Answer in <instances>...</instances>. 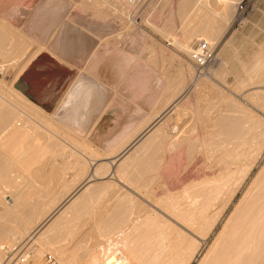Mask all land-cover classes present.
<instances>
[{"label": "bare ground", "instance_id": "obj_1", "mask_svg": "<svg viewBox=\"0 0 264 264\" xmlns=\"http://www.w3.org/2000/svg\"><path fill=\"white\" fill-rule=\"evenodd\" d=\"M238 1L225 0L219 5L216 0L217 5L212 0H171L167 12L183 21L180 36L174 38L178 40L176 46L191 58L192 39L204 38L210 45L221 37L225 23L235 15ZM141 2L135 5L136 11L138 5L144 6ZM133 7L124 0H0V264L4 247L9 251L26 241L39 243L40 249H50L58 257L72 258L70 264L76 263L82 260L81 249L69 252L60 244L71 240L80 224L85 226L89 221L91 231L84 237L95 241L93 247L84 244L82 250L90 262L85 259L83 264H264V119L251 110V104L245 103L247 94L243 93L249 87L248 102L264 108V53L256 55L253 64L247 66L245 78L236 81V87L233 85L235 91L226 87L225 93L203 75L195 76L199 68L182 56L178 72L186 73L187 78L193 74V79L180 78L179 83L176 78L180 75L174 81L162 79L164 76L159 77L154 71L156 60L148 57L146 63L142 58L155 48L162 55V43L148 40L153 37L150 34L143 39L140 36L141 40L138 35L139 42H134L141 55L136 63L128 53L135 71L129 84L133 98L147 99L154 114L141 115L144 118L135 123L142 127L138 132L136 127L129 128L118 138L109 139L113 143L108 152L89 140L90 129L118 99L113 93L106 103L103 94L107 92L94 81L99 79L81 76L85 74L83 67L96 71L104 55L114 50L118 53L115 46H110L114 42L110 36L114 33L113 17L120 14L126 22ZM133 10L130 13L134 17ZM159 14L156 15L160 17ZM159 17L152 18L150 25L155 27L162 19ZM162 23L167 25V21ZM120 26L116 30H123V24ZM171 31L165 34L168 36ZM102 38L107 41L104 50L99 45ZM76 46H87L89 54L76 56L78 52L71 49ZM98 46L102 53L97 51ZM122 50L121 54L125 49ZM126 56L123 59L128 60ZM41 58H46L42 63L48 70V85L57 74L69 77L71 70L76 72L51 112L14 89L23 73ZM156 84L157 97L150 94ZM210 86L218 93L214 97V92V98L207 97L210 90L206 97L202 95ZM94 109L101 110L95 120L85 118ZM75 112L80 118L84 116L83 124L74 122ZM188 116H192L189 121ZM200 154L208 162L209 175L192 176L194 180L180 186L179 193L172 191L169 197L166 195L168 199L158 197L151 202L169 208L138 212L135 206L147 202L136 192L141 191L139 188L145 186L146 194H150L159 185H166L159 183L181 178L185 167ZM138 181H143L140 187L136 183V189L134 184L131 186ZM50 188L61 192L55 196L54 189L47 194ZM113 191L119 193L113 201L103 200L105 194L112 195ZM6 197L12 200L10 207L5 203ZM165 211L175 225L160 214ZM62 228L59 243L55 238Z\"/></svg>", "mask_w": 264, "mask_h": 264}, {"label": "rangeland", "instance_id": "obj_2", "mask_svg": "<svg viewBox=\"0 0 264 264\" xmlns=\"http://www.w3.org/2000/svg\"><path fill=\"white\" fill-rule=\"evenodd\" d=\"M141 1H143L144 6L142 4H141V7H140V5H138L139 7L137 6L138 9H139L137 11H140V9H141V12H137L135 10L136 6H134L133 9L135 11L132 8L130 9V11L133 10V15H134V17H133L132 16V12L130 13V11L128 9L129 13H127V15L129 14V16L126 15L127 16L126 17V19H127L126 22H123L120 14H117L116 16L114 15L115 19L113 17V24H114L115 27L113 26V29H114L113 32L114 33L111 34L110 36L112 37L111 41H114V42L110 41L111 44H112L110 46H115L119 51L117 53L114 50V51H111V53L106 54V56L105 55H104V57L102 56L103 57L102 61L105 60V59L113 60V62L115 64V68H113L111 66H108V67L100 66L96 71H92L88 66H84V64L81 65V63H78L81 67L84 66L83 69L85 71V74H82L81 76H83V77H89L90 76L91 77L93 75V77L94 76L97 77L104 84L103 85L104 87L102 86V88L107 92V94H103L104 95L103 97L105 98V100L106 99L110 100L113 97V95H115V93H117L116 98L118 100L115 103H113L111 106H109L106 109V111L103 114V116H101L102 118L100 117L98 119V121L93 125V127L90 129V131H92V133L88 137L89 140L92 142V144L95 147L99 148L100 150H102L104 152H108V151L112 150V149H110L109 144L113 143L111 141H112V139L115 136H116V138H118L119 136H121V134L123 135V132H120L122 129H125V128L129 129L131 127L132 128L136 127L135 131L138 132L142 127L136 125L135 124L136 121L139 120L140 117H142L143 115H144V117H146V116H151L152 113L154 114V109L151 106H149V104H148L149 102L147 101V99H136L135 100V98H133L134 92L130 88V84H129V80L134 76L135 71H134V68H133L134 64L129 62V58L128 57L130 55L131 57L135 58V61L133 63H136L138 58H139V56L141 55L140 54V52H141L140 50L141 49L139 48L138 45L136 46V44H135L136 41L139 42L138 37L141 40L140 36H142V39H143V36H144V38H147L149 36L148 34H150V36L151 37L153 36V37H152V39L150 37H149L150 39L147 38L148 40H153L154 39V41H155L157 39L158 40V44L162 43V44H160L162 46L161 48H162L163 51H165L162 55H160V53H159V48H155L154 50H152L154 52H151V50H150L149 52L147 51V52H145L142 55V58L144 59V61L146 63L148 62V57L151 58V59L154 58V60H156L155 64H158L159 67L157 68L158 65H156L155 66L156 69L154 68V71H157L155 73L159 77H161V76L163 77L164 76L162 79H169L170 78L172 81H174V79L180 75V72H179V75H178V73L176 71L179 68V66H178L179 65V59L174 58V57L172 58L171 57L172 54L173 55L175 54V55H178V56L180 55L184 59H188V62L190 63V65H193V63L191 62L190 58L186 54H184L183 51L180 48H178L176 46V41L178 43V40L175 41V39H178V37L181 34L180 31L182 32V29H181L182 25L181 24H182L183 21L181 20V17H179L178 15H175V13L172 14V13H168L167 12L168 11L167 8L170 7V5H171L170 4L171 0H145V2H144V0H141ZM141 1H140V3H142ZM209 1H211V0H209ZM219 1H220L219 5H223L222 2H224L225 0H217V2H219ZM212 2H216V0H212ZM145 5H147V7ZM217 5H218V3H217ZM236 6H237V10L235 12V15H233L232 19L230 18L228 23L227 22L225 23V29H224L221 37H219L215 41H213L214 43L212 42L211 43L212 45L210 44L211 48L214 49V56H215L214 64L211 65L210 67H208L205 70L199 69L198 71H200V72H196L197 75L195 74V76H199V77H203L204 76V78H208V80H210L212 85H215V87L217 86V89H222V91H224V92H225V90H227L228 87H229L228 89H230V90L234 89L236 87L235 84H237L236 81L237 82L238 81H242L245 78V76H246L245 71H247L246 70L247 66L253 64L256 55H260V54L264 53V51H262V50H264V0H240V1H238L236 3ZM142 7H146V8L144 9ZM173 7L175 8L176 4H173ZM154 10H156V11H154ZM157 10L159 11L160 14L157 12ZM151 11H154V13H151ZM134 13H136V14H134ZM151 14L153 15L152 16L153 19L154 18H158L159 16H157V15L159 14L160 15L159 18H161V17H162V19L164 18L163 21L164 22L167 21V23H166L167 25L164 26L163 23H162L163 21L161 22V20H162L161 19L160 22L162 24L159 21H158L159 23H157L156 25L154 24L155 27H157V28H155L154 26H151L153 24V20L151 22L152 18H150V17H149V19L146 18L148 16H151ZM118 16L121 18L122 21H120V18ZM130 16H132V17H130ZM191 17H192V15H191ZM171 18L173 20H171ZM178 18H180V19H178ZM128 20H129V22L131 21L132 24H131V22L129 23ZM147 20H148V22H147V24H145ZM169 20H171V21H169ZM117 21H118V23L121 22L123 24V27H122V24L121 23L118 24ZM135 21H136V23H135ZM172 21H173V23H175V25H174L175 27L173 26ZM149 22L151 23V25H150ZM125 23L127 25V28H125V26H126ZM115 24L118 25V26L116 27ZM119 25H121L120 28L122 27L123 30L122 29L116 30V29H118ZM160 25H163V26H160ZM158 27H159V30L162 31V33L158 32L159 30L158 31L156 30V29H158ZM160 27H162L163 29L161 28L162 29L161 30ZM165 27H168V32L173 30V31H171L170 35H168V36L165 34V32L168 33L167 31H165V29H166ZM124 28H125V30H124ZM173 28H175V29H173ZM138 29H140V31L143 30V32L145 34L138 32L139 31ZM141 34H143V35H141ZM146 34L148 36H146ZM117 35H118V37H117ZM120 35H121V37H120ZM175 35L177 36V38H176ZM104 38H106V37H104ZM104 38L101 39V43L99 44L100 46L102 44V50H104V46L103 45L107 44L106 43L107 41H105L107 38L106 39H104ZM117 38H119V39H117ZM197 39H198V41H197ZM148 40H146V42H148ZM157 40H156L155 43H157ZM192 40L193 41H191L189 43V47H190L191 53L194 50V47L198 43L205 41V42H207L209 44V41H206L204 38H202V39L201 38L200 39L199 38H194ZM192 42H194V43H192ZM134 44H135V47H134ZM100 46H98L97 51L102 53L103 51L99 50ZM126 47L128 48V50H127ZM71 49H73L72 51L74 53L78 52L76 54V56H78L79 53H80L81 56H84V55L86 56V55L89 54L88 53L89 50H88L87 46H85V48H83V47L79 48L78 46H76L75 48L71 47ZM122 49L123 50L125 49V50H124V53L122 52V54H121V50ZM126 51H127V53H126ZM260 51L262 53H259ZM73 52H71V53H73ZM150 52L154 53V54H151ZM128 53H129V55H128ZM149 53L151 54V56H150ZM124 54H126L127 56L124 55ZM146 55H147V57H145ZM158 55H160L161 57L158 56ZM125 56H126V58H128V60L127 59H123V58H125ZM118 67L120 69H117ZM130 67H132V68H130ZM68 70L70 71L71 68H69ZM87 70H89L91 73L89 71H87ZM163 71H165V72H163ZM173 72L177 73L175 75L176 77L173 76L174 75ZM69 73H71L70 74L71 76H69V79L67 80L65 88L63 89V91L59 95V99L61 98V96L64 93V91L67 89V87L70 85L71 81L73 80L74 74L76 75L75 69L71 70ZM88 73L91 74V75H89ZM183 74L185 75L186 78L182 79V77L184 76ZM183 74L180 75L181 77L176 78V80L178 79L177 81L175 80L177 83H179L178 81H179L180 78H181V80H186L187 79L188 81H190V79L192 80L193 79L192 77H194L193 74H190L192 77H190V75H188L189 77L187 78L186 73L183 72ZM199 74H201V75H199ZM201 79H203V78H201ZM222 80L224 81V83H223ZM2 83H4V87L8 86L6 82H2ZM221 83H222V85H221ZM174 85H175V83H174ZM233 85H235V87ZM156 86H157V84L152 86V88H151L150 94L151 95L153 94L152 96L158 95V93H156L157 92V90H156L157 87ZM222 86H224L225 89ZM212 87L210 86V89L204 90L205 92H202V95H204L206 97L205 93L209 92V94H207V97L214 98L218 93H217V91L215 92V90ZM208 90H210V91H208ZM244 90H243V93H245V95L246 94L248 95V93L251 92V89L249 87L245 88ZM212 91H213V93H212ZM232 91H235V89L232 90ZM69 92H68V94H69ZM214 92H215V94H214ZM68 94H67V96H68ZM213 94H214V97H213ZM247 95H246V98H244L245 103L251 104L254 107L251 110H254L253 112L256 113V115H258V117L260 119H264V111H263L264 108L258 107L255 103L253 104L251 102H248L250 100L247 99ZM67 96H66V98H67ZM59 99H58V101H59ZM134 105L136 106V108L134 107ZM144 113L146 114V116H145ZM153 114H152V116H153ZM144 117H142V118H144ZM191 117L192 116H190V117L188 116L187 121H189ZM137 127H139V128L137 129ZM195 127L197 128V125H195ZM111 132H113V133H111ZM131 133L133 134L134 132H131ZM132 134L129 133L128 136L131 137ZM114 143H116V141H114ZM200 156H201V154L198 155V157L196 159L198 161H196L194 159L195 161L193 160V163H192V161L190 162L193 167L191 165H189V164L185 167L186 171H185V169L183 171L186 172V175H185L184 172H182L180 174V176H179L181 178H177L176 177L175 179H177V180H174V179L173 180H168V181H166V183H164L165 181H163L161 183H159V181L156 182V183H159V184L163 183V185L164 184H166V185L163 186V187L162 186L159 187L160 186L159 185L153 192H151L152 195H151V193L150 194H146L147 192L145 190L147 188L144 190V188H145L144 185H143L144 188H139L141 190L140 192H139L138 189H137L138 191L135 190L136 189L135 183L137 185H139V184L142 185L143 181L142 182L138 181V183L137 182H133L131 184V186L134 184L133 185L135 187L134 191H136L138 194L139 193L144 194V195H141V194H139V195L142 196L144 199H146L145 201H147V202L144 203V201L141 202V200H139V202H141V204H140L141 206H139L138 204H137V206L134 205L137 210H140L138 212L142 213V209L145 211V209H156L157 207H158L157 210H163L161 208H164V209L169 208V206H166L165 204L157 205V206L155 205L154 206V203H151V202H153V199H155V198H156V200H158V197L161 198L159 200H164L166 198L168 199V197H169L168 195L170 193L172 194L174 191L175 192L173 194L179 193L182 190L181 189L183 187L182 185H184L186 183L187 184L191 183L192 182L191 180L192 179L194 180L195 176L198 178L200 176H203V174L204 175H209V166L206 167V165H208V162H206V160L203 157V155H202V157H200ZM194 162L195 163L198 162V163H196L198 167L196 166V164ZM194 165H195V167H194ZM204 165H205V167H204ZM188 167H189V169H188ZM183 173H184V175H183ZM200 173H201V175H200ZM181 175H183V177ZM192 176H194V177H192ZM126 185H127V183H126ZM140 185H139V187H140ZM127 186L129 188L131 187V186H129V184ZM180 186H181V188H180ZM169 188H170V190H169ZM54 189L56 190V188H53V189L50 188V190H48L47 194L52 193L54 191ZM130 189L133 190V187H131ZM167 189H168V191H167ZM60 190L61 189H58L59 192L57 190H56L57 192L56 191L53 192L54 195L55 196H56V194L59 195V193L61 192ZM6 191H8V190H6ZM143 191H145V193ZM114 192L115 191L111 192V193H113L112 195L110 193H109L110 195L109 194H105L103 196V200H109V201L111 200V201H113L119 195V193H117V191L115 193ZM122 193H126V192H124V190H123ZM127 193H129V191ZM153 193L156 194V195H154ZM7 194L8 193H6V195ZM115 194H117V195H115ZM130 195H131V193H130ZM166 195L168 197H166ZM46 197L50 200V196L46 195ZM46 197L44 199L47 200ZM164 197H166V198H164ZM5 200L8 201V202L5 201V203L8 204L7 207H10L12 205L11 198L10 197H6ZM148 206H149V208H148ZM138 207H139V209H138ZM107 208H110V205L107 206ZM166 213H167V211H165L163 213H160V214L164 217L166 222L173 223L175 225L176 222L171 221L170 219L167 218L168 216L172 217L170 215V213H167V214ZM90 224H91L90 221L88 223L89 226L86 224L87 227H85L86 225L82 226L83 223L80 224L81 228L82 227H85V228L81 229L79 227V229H76L77 230L76 234H75V236L73 238H71V240L69 239V240H66V242L64 241L62 243L60 242V241H62L61 239L63 237L61 238V237H59V235L61 236L63 234V232H62L63 228H62V230H60V234H58L57 237L55 238V240L57 239L56 241H59V243H61L60 244L61 246H63V244H64L63 248L66 251L72 252V251L76 250L78 252L81 249V251H79V255H81L80 258L82 260H77L76 263L74 262L72 264H83V263H86V261L90 262L89 258L86 257V255H85V253L83 251L85 249L84 248V246H85L84 244H87L88 247L89 246H91V247L94 246V241H95L94 239L95 238H90L91 240L89 239L90 240L89 241L86 237H84V235H86L88 233V230L92 227V226H90ZM90 231H91V229H90ZM82 238L84 239V241H82L83 240ZM29 243H31V244H29ZM77 243H79V244H77ZM81 246H83V247L81 248ZM16 247H17V249H15ZM15 248H14L15 250L14 249H9V251H8V248H5V247L3 248V250H2V253H3V255H2V264H70L71 261L73 262V259L70 258V257H69V259L67 257H65L66 260L63 257H60V256L58 257V255H56L50 249H46V250L45 249H40L41 248L40 244L37 243V245H36L34 243V241L33 242L32 241L31 242L26 241V244H25V242L24 243H20L19 242L18 245L15 246ZM19 248H20V250H19ZM26 250H28V251H26ZM70 250H72V251H70ZM6 258H7V260L8 259L9 260L7 261ZM85 259H86V261H84ZM3 261H4V263H3ZM6 261H7V263H5ZM65 262H67V263H65ZM79 262H81V263H79Z\"/></svg>", "mask_w": 264, "mask_h": 264}, {"label": "water", "instance_id": "obj_3", "mask_svg": "<svg viewBox=\"0 0 264 264\" xmlns=\"http://www.w3.org/2000/svg\"><path fill=\"white\" fill-rule=\"evenodd\" d=\"M44 60L46 58L34 62L16 82L14 89L33 104L47 112H51L58 102L59 95L65 88L69 77L66 75L61 77V74H57L53 78V83L48 85L45 81V78H47L46 71L48 70L44 68L45 66L42 63Z\"/></svg>", "mask_w": 264, "mask_h": 264}, {"label": "built area", "instance_id": "obj_4", "mask_svg": "<svg viewBox=\"0 0 264 264\" xmlns=\"http://www.w3.org/2000/svg\"><path fill=\"white\" fill-rule=\"evenodd\" d=\"M124 2L129 6H135L140 0H124ZM190 60L197 68L207 69L215 62L214 49L207 42H200L194 47Z\"/></svg>", "mask_w": 264, "mask_h": 264}, {"label": "crops", "instance_id": "obj_5", "mask_svg": "<svg viewBox=\"0 0 264 264\" xmlns=\"http://www.w3.org/2000/svg\"><path fill=\"white\" fill-rule=\"evenodd\" d=\"M171 57L173 58H177V59H180V55L179 56H177V55H171ZM109 60V61H108ZM100 66H106V67H108V66H111V67H113V68H115V64H114V62H113V60H110V59H105V60H103L102 62H100V64L98 65V67H97V69L100 67ZM117 69H120L119 67L117 68ZM179 71V69L177 70V72ZM176 73V72H175ZM174 73V76L176 75ZM178 75H179V72H178ZM167 80H169V79H167ZM171 80V79H170ZM95 82H97L98 84H100L101 86H103L104 84L100 81V80H98V81H96V80H94ZM121 83V82H120ZM119 83V84H120ZM106 103L108 102V99L105 101ZM106 103H105V105H106ZM105 105H104V107H105ZM82 105L80 104L78 107H81ZM104 107H102V109L101 110H103V108ZM77 108V107H76ZM75 108V109H76ZM78 109V108H77ZM95 110V109H94ZM92 111V112H90L89 113V115H87V116H85V118L86 117H88L89 119L90 118H92V119H94L95 120V118L97 117V115L98 114H100L101 113V110L98 112V110L96 109L95 111ZM95 115V116H94ZM103 116V115H102ZM84 116H82L81 118H80V116H79V114L78 113H76L75 112V115L74 114H72V118L73 119H75V121L74 122H76V123H79V124H83L84 123V121H85V118H83ZM94 117V118H93ZM102 118V117H101ZM101 120V119H100ZM99 120V121H100ZM99 123V122H98ZM98 125V124H97ZM130 129H132V127L130 128ZM130 129H128V128H125V129H122L120 132H128Z\"/></svg>", "mask_w": 264, "mask_h": 264}]
</instances>
